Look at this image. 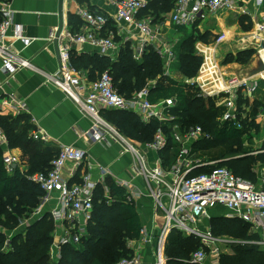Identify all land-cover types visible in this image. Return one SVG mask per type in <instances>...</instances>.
Instances as JSON below:
<instances>
[{"label": "built area", "instance_id": "obj_1", "mask_svg": "<svg viewBox=\"0 0 264 264\" xmlns=\"http://www.w3.org/2000/svg\"><path fill=\"white\" fill-rule=\"evenodd\" d=\"M115 7V16H109L95 11L79 10L86 27L83 31L66 33L67 42L59 50V67L53 73L41 72L45 81L62 91L81 112L90 117L92 127L90 138L97 141H106V137L119 142L125 152L132 158L131 181L119 180L118 186L126 190V200L131 203L144 192L132 188L135 178H141L145 183V192L154 203V214L160 218L155 219L156 233L151 234L147 229L141 233L147 240H154L153 261H145L143 254L119 259L115 264H165L164 249L170 231L175 230L184 235L200 237L203 244L208 247L214 243L215 238L210 231H201V221L209 210L221 206L229 210L227 217L238 218L249 225L251 235L258 237L249 241V244H260L264 247V167H262L259 185L236 176L225 166L217 165V160H206L194 157L193 146L195 142L210 135L199 125L182 127L178 122L170 125L167 134L163 127L157 128L153 138L146 143V147L154 151L156 158L149 164L145 152L134 143L123 137L111 124L105 121L100 112L115 109L135 114L142 123L157 120L161 123L175 120L171 109L177 105V96H167L152 100L151 90L156 84V79L149 80L140 90L133 92L129 97L120 94L115 88L112 76L108 70L100 73L95 79L77 71L70 63V44H89L103 55L114 57L120 50L121 43L116 40L118 36L130 38L133 30L122 28L118 21L137 30L135 42L131 45V56L135 61H141L149 47L153 48L163 60V76L168 75V68L175 61L176 53L171 42L157 43L162 25L153 17L142 16L141 12L146 7L147 0H112ZM236 0H174L173 8L169 14V21L177 27H191L197 20L207 13H216L222 10L235 8ZM0 108L16 116L29 113L25 102L14 92H5V85L17 71L33 68L27 58L18 55L7 43L6 31L12 25V11L5 6H0ZM112 21V27L108 25ZM158 23V24H156ZM257 34L264 42V17L256 25ZM13 39L21 40L27 44L28 38L22 35L19 25L13 27ZM113 60V59H111ZM193 85V82H190ZM238 84H231L217 91L199 90L197 96L212 98L216 106L223 107L222 120L241 127L237 106ZM222 93L227 94L223 97ZM242 116V113H241ZM34 122V119H32ZM34 139L44 140V136L33 131ZM171 141L169 153L173 158L167 164L160 155L168 141ZM0 141L5 137L0 133ZM145 148V147H144ZM169 154V155H170ZM85 152L72 145H63L50 161L49 169L38 171L28 176L36 183L43 194L38 207L33 214L40 215L45 204L50 200L56 201V207L50 213V218L55 225V238L52 247L58 249L66 244L78 245L85 237L87 224L92 218L95 188L98 182H91L88 175L79 177L78 182L70 181L63 177L66 163L73 166L75 171L94 168L86 162ZM5 170L15 173L20 167L17 155L5 151L2 155ZM85 168V169H84ZM97 170L102 176L101 182L110 171L97 165ZM202 168V170H199ZM131 188V189H130ZM103 200L106 204L111 201ZM24 225V224H23ZM233 240H226L225 243ZM207 254L200 248L193 252L189 264H206Z\"/></svg>", "mask_w": 264, "mask_h": 264}, {"label": "trees", "instance_id": "obj_2", "mask_svg": "<svg viewBox=\"0 0 264 264\" xmlns=\"http://www.w3.org/2000/svg\"><path fill=\"white\" fill-rule=\"evenodd\" d=\"M173 3L174 0H147L141 15L145 14L157 20L173 8ZM71 20L79 24L75 16L70 15V24ZM108 25L112 27L111 20ZM196 40L207 42L208 38L206 34L197 32L195 36L191 35L178 44V70L188 78L196 74L201 63V57L194 54L193 45ZM239 60L237 58V61ZM70 63L76 70L87 69L89 71L87 78L91 80L108 70L115 88L126 97L143 88L152 79H156V84L151 90L156 92L155 100L171 95L177 96V105L171 109L175 120L166 123L154 119L145 124L131 112L102 110L101 117L121 134L145 143L152 140L159 127H163L169 134V127L174 122H178L182 127L199 125L210 137L195 142L193 146L195 154L203 155L212 149L220 148L222 150L219 153L211 152L210 157L206 154L209 158H201L217 160V165L227 167L236 176L256 185L260 183L261 169L264 167V141L256 154H249L243 148L244 138L249 137L251 131L257 128L255 119L241 118L242 105L247 103V99L240 97L237 100L241 127L238 128L228 121L217 120L224 110L223 107L215 106L212 98L197 96L198 88H181L182 86L174 80L163 76L162 61L151 47L139 62L132 58L129 44H126L120 51L117 62H112L107 56L97 53L78 56L70 53ZM27 121L22 115L0 113V129L5 134L8 145L21 148L29 165L26 171L8 173L2 161L0 146V264H115L120 255L128 251L124 245V238L138 236L141 221L133 204L127 202L124 191L112 184L111 195L116 197L109 204L103 200V189L96 186L92 218L87 224L86 238H82L78 245H63L61 256L56 261L50 258L49 252L54 228L49 212L43 213L33 222L28 221L23 230H16L24 216L32 214L38 207L43 194L41 188L28 179V176L49 169L50 161L58 153V150L51 149L31 137V126ZM171 146L169 140L160 153L164 164L169 162ZM76 174L77 177L79 173ZM211 225L214 234L224 233L243 243L230 244L234 253L222 257L221 264H264V252L259 251L253 244L243 242L255 237L248 232L247 223L238 218L218 216L212 219ZM6 238L9 239L11 248L4 249L3 243ZM198 243L192 236L175 230L170 231L164 249L165 264H189L188 258L194 250H198Z\"/></svg>", "mask_w": 264, "mask_h": 264}, {"label": "crops", "instance_id": "obj_3", "mask_svg": "<svg viewBox=\"0 0 264 264\" xmlns=\"http://www.w3.org/2000/svg\"><path fill=\"white\" fill-rule=\"evenodd\" d=\"M5 5L12 11V25L6 31L7 43L10 44L11 48L18 55L27 58L33 68H24L17 71L5 85L4 91L14 92L25 102L29 113L19 115H22L28 120L27 123L31 126V133L33 131L39 132L44 136V140L34 139L32 134L31 137L51 149L59 150L63 145H72L85 152L86 162L90 163L94 168H84L85 170L75 171V174L79 173V175L74 177L72 175L74 172L72 164L66 163L63 169L64 178L78 182L81 180L79 177L84 174L88 175L91 182H98L97 186L103 189V197L108 198L111 202L116 197L111 195V184L124 191L126 195V190L119 187L117 181L118 179L131 181V155L124 151L123 146L119 142L109 137H106V141L91 139L89 135L92 127L90 117L81 112L62 91L47 83L41 73H53L58 69L59 60L57 53L62 45L67 42L66 33L83 31L85 29L86 24L80 16L79 10L100 12L113 18L116 11L112 0H83L82 2L77 0H0V6ZM170 11L162 14L157 19L159 20L158 23L162 25L157 43L171 42L176 53L175 61L168 68L169 76L166 77L174 80L178 85L182 86L181 88L186 87L185 89H189L195 87L204 91L224 89L229 86V81L232 78H238L237 80L239 81L236 83L238 87L244 88L243 85H246V91L248 90L249 92L250 88L247 86V82L251 80L250 78L252 76L244 79L235 76L232 73L234 72V67H243V65L238 62H231V58H234L236 55L238 56L241 52L252 49L257 51V59L264 62V56L260 57V50L264 47V42L261 41V38H258L260 36L257 34L256 28L257 23L264 17V0H236L234 9L207 13L191 27H177L171 23L169 21ZM70 15L75 16L79 24H76L75 20L73 22L71 20L72 23L70 24ZM142 16L147 15L142 14ZM15 25L21 27L22 35L30 40L29 43L25 44L21 40L12 38L13 27ZM118 25L122 28H130L133 30L134 36L137 34V30L133 26H127L121 21H118ZM59 27H61V31L57 38L56 49L53 44V39ZM197 32L206 34L208 41L196 40L194 42V54L201 57V63L196 74L188 78L178 70L177 49L179 42L181 43L183 39L191 35L195 36ZM134 36L128 39L126 38V40L124 36L116 37V40L121 43L117 55L114 57L104 56H107L110 60L113 59L111 60L112 62H117L120 51H122L126 44H129L131 49V45L135 42ZM70 53L76 54V56L85 53L90 55L94 53L103 55L89 44L79 43L70 44ZM158 56L162 61L161 64L164 72L162 57L159 54ZM79 72L85 76L89 75L87 69ZM254 74H259L258 68H256ZM190 82H193V85ZM217 82L226 83L227 86L222 88L223 84ZM238 91L239 88H237L238 99L240 97L247 99V93L244 96V91L242 93ZM1 93L2 91H0V96ZM222 95L225 97L227 94L222 93ZM150 97L155 100L156 95H150ZM242 106L243 110L246 109L244 107L245 103ZM0 113L14 116L5 108H0ZM243 117L241 116V118ZM32 119H34V122ZM0 133L5 137L1 129ZM253 134L251 132L250 136L245 137L243 140V148L249 154L259 152L260 145L264 141V136H252ZM146 143L148 142L136 146L145 152L149 164H153L156 155L154 151L146 147ZM0 146L2 147V155L5 151H9L19 157L20 167L17 171H26L28 169L27 157L24 156L21 148L10 147L6 137L5 141H0ZM171 153L174 155L173 152ZM173 155L170 154L169 160H171V157L173 158ZM150 157H153V159H150ZM97 165L106 167L111 173L105 177L103 182L100 181L102 176L96 168ZM133 181L135 187L133 186L132 188L140 189L144 193L131 203L134 205L137 215L144 220V224L141 225L142 229H147L151 234H155L156 225L154 222L155 219L159 222L160 218L154 217L153 200L144 191L146 186L141 178H135ZM54 203L55 200H50L46 203L40 215L36 218L55 208L56 205ZM222 211L224 214L225 212H229L225 207H223ZM210 213L214 217L223 214L216 211H211ZM206 264L213 263H209L207 260Z\"/></svg>", "mask_w": 264, "mask_h": 264}, {"label": "rangeland", "instance_id": "obj_4", "mask_svg": "<svg viewBox=\"0 0 264 264\" xmlns=\"http://www.w3.org/2000/svg\"><path fill=\"white\" fill-rule=\"evenodd\" d=\"M258 38H260V37H258ZM260 53H261L260 57H261V55L264 56V47L261 48ZM236 56L234 58H231L232 59L231 62H238L241 65H243V67H234V72H232V73L235 74V76H237V77H242L243 79L252 76V78H250L251 80L249 82H247V84H248L247 86H249V88H250L249 92H248V90L246 91V89H247V88H245L246 85H243L244 88L240 87V86L238 87L239 88L238 92L242 93V91H244L245 92L244 96H246V93H247V99H248L247 103H245V106H244L246 109L242 110V116H244L243 119H245V118H247L248 120H254L255 119L254 122H257L256 123L257 128H254L251 131L252 133H254L252 136H258V137L264 136V62L257 59V57H258L257 51L252 50V49L247 50L245 52H241V54H239L237 57ZM237 58H239L240 60L237 61ZM256 68H258L259 74L253 75ZM235 76H233V77H235ZM237 79L238 78H235V79L232 78L229 81V85L236 84L239 81ZM217 83H219V82H217ZM207 91H209V90H207ZM155 93L156 92L153 91V92H151V95H154ZM196 93H198V92H196ZM158 99H160V98H158ZM213 102L216 106V103L214 100H213ZM222 113H223V111H221L220 115L217 117V120H220L221 122L225 121V120L221 119ZM258 122H260V123H258ZM121 135L123 137H125L127 140H129L130 142L134 143L135 145L141 144V142H139L137 139L131 138L130 136L125 135L124 133H122ZM221 150L222 149H220V148L212 149L211 151H208L206 154L209 155L211 152H214L217 154ZM206 154H203V155L195 154L194 157L207 158L208 155H206ZM209 157H210V155H209ZM150 159H153V157H150ZM257 171H260V169H257ZM261 174H262V170H261ZM259 184L260 183L258 182L257 185H259ZM54 204L56 205V201ZM132 206L134 207V205H132ZM222 210H223V207L216 206V207L210 209V212L216 211L219 213H223V214H221V216L227 217L228 212H225V214H224V212ZM210 212L202 219L200 230L204 231V232L209 230L211 235L215 238H218V240H215L214 243L208 247L207 245L203 244L200 237H194L193 235H191V236L199 242L198 243L199 246L197 247V249L202 248L205 250V252L207 254V260L209 263L221 264V258L222 257L231 256L234 253L233 247L230 244H232V243L234 244L237 242L241 243V244H243V243L240 242L238 239H237L238 240L237 241L235 238H231L230 236L228 237L224 233H220L218 235L214 234L211 230V228H212L211 227L212 226L211 221L214 218V216L211 215ZM37 216H38L37 214H28L27 216H24L23 220L21 221V223L19 225L20 227L18 226L19 228L17 227L16 230L17 231L23 230L26 223L28 221L33 222L34 220L37 219L36 218ZM139 220L141 221V225H143L144 220L141 217H139ZM53 224H54V222H53ZM55 225H57V224H54V228L52 231V243H53V240L56 239L55 238L56 234L54 231ZM207 228H209V229L207 230ZM141 230H142V227L140 228L138 236H136V237L126 236L124 238V245H125V248L128 249V251H124L120 255L119 259L124 258V257L133 256L136 253H138V254L142 253L145 261H153L155 259L154 240L153 239L147 240V237L141 233L142 232ZM86 235H87V231H86ZM86 235H85V238H86ZM8 236L9 235H7V237ZM257 237L258 236L256 235L255 238H257ZM8 238H6V241H4V243H3L4 249L11 248V244H10ZM226 240H233V241L232 242L229 241L228 243H225L224 241H226ZM52 243H51L50 250H49L50 258H52L53 260L56 261L57 259L60 258L61 253L63 251V249H62L63 247L61 246L58 249H55L52 247ZM253 245L257 246V249L259 251L264 252V247H262L260 244H253ZM163 254H164V257L166 260L165 252H163Z\"/></svg>", "mask_w": 264, "mask_h": 264}, {"label": "water", "instance_id": "obj_5", "mask_svg": "<svg viewBox=\"0 0 264 264\" xmlns=\"http://www.w3.org/2000/svg\"><path fill=\"white\" fill-rule=\"evenodd\" d=\"M60 31H61V27H59L58 30L56 31L54 39H53V44L56 49H57V38L59 37ZM57 54H58V60H59V52Z\"/></svg>", "mask_w": 264, "mask_h": 264}, {"label": "bare ground", "instance_id": "obj_6", "mask_svg": "<svg viewBox=\"0 0 264 264\" xmlns=\"http://www.w3.org/2000/svg\"><path fill=\"white\" fill-rule=\"evenodd\" d=\"M261 54V53H260ZM262 56V55H261ZM219 84H223L222 88L227 86L226 83H219ZM209 86V85H208Z\"/></svg>", "mask_w": 264, "mask_h": 264}]
</instances>
